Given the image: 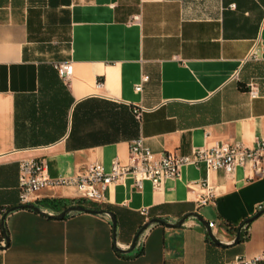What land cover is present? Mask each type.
<instances>
[{
  "label": "crops",
  "instance_id": "obj_1",
  "mask_svg": "<svg viewBox=\"0 0 264 264\" xmlns=\"http://www.w3.org/2000/svg\"><path fill=\"white\" fill-rule=\"evenodd\" d=\"M263 18L264 0H0V209L20 206L22 160H43L56 179L92 163L127 164L138 138L182 156L217 143L252 147L264 137ZM63 62L73 66L68 85L53 67ZM134 107L144 109L139 121ZM205 179L215 198L200 204ZM78 199L74 188H46L32 204L57 214L44 203ZM95 206L114 213L123 251L148 220L175 224L188 213L213 224L221 245L190 218L152 227L123 254L108 216L19 210L0 225L9 239L0 264H234L264 254V213L234 244L264 208V179L246 168L228 176L187 165L159 191L149 182L137 191L128 177Z\"/></svg>",
  "mask_w": 264,
  "mask_h": 264
},
{
  "label": "built area",
  "instance_id": "obj_2",
  "mask_svg": "<svg viewBox=\"0 0 264 264\" xmlns=\"http://www.w3.org/2000/svg\"><path fill=\"white\" fill-rule=\"evenodd\" d=\"M231 8L234 6L231 5ZM255 55L256 47L251 57ZM53 67L59 79L68 85L73 75L72 63H56ZM142 81L146 82L147 77H143ZM101 87L98 82L97 88ZM136 90L140 91L141 86H137ZM249 95L253 99L259 97V91L253 84L249 85ZM143 111L141 107L132 109L137 121ZM187 165L204 166L207 172L222 171L228 176L233 175L237 168H246L252 179H264V137L256 139L252 147L241 142L217 143L210 148H193L190 154L184 156L171 152L155 153L142 138H138L129 144L127 164L114 160L110 170L106 171L101 164L92 163L68 178H48L43 160H22L18 171V200L20 205L32 204L35 194L43 189L67 187L74 188L80 200L99 205L104 202L105 192L111 186L123 183L128 177L132 178L137 191L142 189L144 182H149L153 190L159 191L166 180L179 179L181 169ZM197 186L200 188L198 203L206 204L215 198V189L207 179ZM6 212V209H0V220ZM141 215L147 216V211L142 210ZM209 226L213 228V224L209 223ZM3 245L4 239L0 234V246ZM261 261H264V254L251 259L237 258L234 264H257Z\"/></svg>",
  "mask_w": 264,
  "mask_h": 264
},
{
  "label": "water",
  "instance_id": "obj_3",
  "mask_svg": "<svg viewBox=\"0 0 264 264\" xmlns=\"http://www.w3.org/2000/svg\"><path fill=\"white\" fill-rule=\"evenodd\" d=\"M19 210H30V211H33L37 214H40V215H43V216H46V217H49L52 219H57V220H64L65 218L76 215V214H90V215H94V216H108L110 219V222H111L112 230H113V242H114L115 250L117 252L123 253V254L132 253L135 250V248L139 245V243H140L142 237L145 235V233L149 229H151L152 227L160 225V226H164V227L169 228V229L180 228L190 218H195L196 220H198L203 225V227L206 230L207 236L212 243H214L215 245H221V243L214 236V234L212 232V228L209 226V223L204 221L199 215H197L195 213H188V214L184 215L175 224L169 223L163 219H158V218H154V219L147 221L145 224H143L141 226V228L137 231V233L132 238L129 249H127L126 251H123L116 246L117 221H116L114 213L111 211L95 210V209L84 207L82 205H78V206H70L60 213L52 214V213H47L46 211L41 210L40 207L35 206L33 204L20 205V206H17V207H14V208L7 210V212L1 217L0 221H1L2 227H3V224L5 222L6 217L8 215H10L11 213H13L15 211H19ZM263 213H264V208L259 210L252 218H249L248 220H246L242 224V226L239 228V231L237 233L234 244H237L240 241V235H239L240 231L242 229H244L246 227V225L250 224L254 219L258 218ZM2 235H3V239H4V245L0 246V250L6 249L8 246V243H9V239H8L7 234H5L4 228H2Z\"/></svg>",
  "mask_w": 264,
  "mask_h": 264
},
{
  "label": "trees",
  "instance_id": "obj_4",
  "mask_svg": "<svg viewBox=\"0 0 264 264\" xmlns=\"http://www.w3.org/2000/svg\"><path fill=\"white\" fill-rule=\"evenodd\" d=\"M131 113H132L133 118L135 119L132 109H131ZM78 205H82L84 207L95 209V210H100L97 206H95L96 204L88 203L80 199L78 200H48L44 203V207L50 208L58 213L62 212L63 210H65L66 208L70 206H78ZM139 254H140V249H138L137 252L133 253V256H137Z\"/></svg>",
  "mask_w": 264,
  "mask_h": 264
},
{
  "label": "rangeland",
  "instance_id": "obj_5",
  "mask_svg": "<svg viewBox=\"0 0 264 264\" xmlns=\"http://www.w3.org/2000/svg\"><path fill=\"white\" fill-rule=\"evenodd\" d=\"M149 221V220H148Z\"/></svg>",
  "mask_w": 264,
  "mask_h": 264
}]
</instances>
